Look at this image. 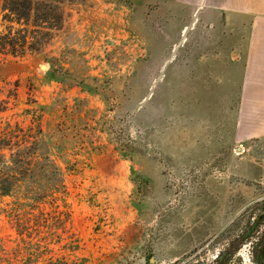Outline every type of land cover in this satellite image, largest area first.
<instances>
[{
	"label": "rangeland",
	"instance_id": "rangeland-1",
	"mask_svg": "<svg viewBox=\"0 0 264 264\" xmlns=\"http://www.w3.org/2000/svg\"><path fill=\"white\" fill-rule=\"evenodd\" d=\"M47 1L42 29L0 0V31L36 45L0 58V133L41 130L60 167L19 187L46 191L44 214L13 221L0 198V264H264V136L236 135L230 0Z\"/></svg>",
	"mask_w": 264,
	"mask_h": 264
},
{
	"label": "trees",
	"instance_id": "trees-1",
	"mask_svg": "<svg viewBox=\"0 0 264 264\" xmlns=\"http://www.w3.org/2000/svg\"><path fill=\"white\" fill-rule=\"evenodd\" d=\"M4 10H7L9 21L15 22L18 25L20 21L32 24L34 27L45 29L49 23L48 15L50 7L47 0H3ZM34 42H31L22 28L14 27L10 24L0 31V58L22 57L27 51L35 48ZM19 128L20 135H14L13 131L6 132L0 136V145L5 143V146L0 150V198L10 196L13 198L10 210L4 212L9 215L10 219L17 221L22 215H27L28 211L36 209L39 214H44L41 208L45 204L48 195L44 189H26L23 192L19 187L38 177L37 170L44 165L52 166L56 171H60L54 158L49 155H42L39 152L40 140L37 130V135L29 136L25 131ZM8 150L9 154L4 151ZM42 166V167H41ZM53 191L58 192V187L53 188ZM67 218L71 212L63 200ZM53 209H58V205L54 204ZM56 211H59L56 210ZM21 234L23 228H18ZM232 254V252H231Z\"/></svg>",
	"mask_w": 264,
	"mask_h": 264
},
{
	"label": "crops",
	"instance_id": "crops-1",
	"mask_svg": "<svg viewBox=\"0 0 264 264\" xmlns=\"http://www.w3.org/2000/svg\"><path fill=\"white\" fill-rule=\"evenodd\" d=\"M230 2L231 4L219 6L218 9L221 14L233 15L236 21L232 20L229 23L230 27L238 34L241 31L244 34L238 43L244 55L237 104L240 114L236 135L240 140L248 138V134L256 135V132L259 133L258 137H261L264 136V130H261L264 126V0H230ZM260 199L262 198L258 197L253 201ZM259 240L262 242L264 253V238Z\"/></svg>",
	"mask_w": 264,
	"mask_h": 264
},
{
	"label": "flooded vegetation",
	"instance_id": "flooded-vegetation-1",
	"mask_svg": "<svg viewBox=\"0 0 264 264\" xmlns=\"http://www.w3.org/2000/svg\"><path fill=\"white\" fill-rule=\"evenodd\" d=\"M264 213H261V214H258L256 219H258V223L259 225L257 226V228H260L261 227V221L264 222V216H263Z\"/></svg>",
	"mask_w": 264,
	"mask_h": 264
},
{
	"label": "built area",
	"instance_id": "built-area-1",
	"mask_svg": "<svg viewBox=\"0 0 264 264\" xmlns=\"http://www.w3.org/2000/svg\"><path fill=\"white\" fill-rule=\"evenodd\" d=\"M240 149H241V150L243 149V148H242V145H239V147L237 148V150H240ZM243 246H244V247H248L247 244H244ZM248 248H249V247H248Z\"/></svg>",
	"mask_w": 264,
	"mask_h": 264
},
{
	"label": "water",
	"instance_id": "water-1",
	"mask_svg": "<svg viewBox=\"0 0 264 264\" xmlns=\"http://www.w3.org/2000/svg\"><path fill=\"white\" fill-rule=\"evenodd\" d=\"M254 226H255V224H254ZM254 226H253V227H254ZM251 230H252V229H250L248 232L250 233Z\"/></svg>",
	"mask_w": 264,
	"mask_h": 264
}]
</instances>
